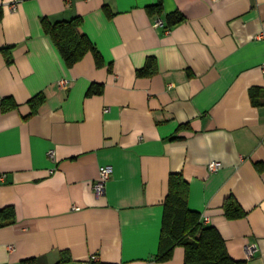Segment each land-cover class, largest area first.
Listing matches in <instances>:
<instances>
[{
	"label": "crops",
	"instance_id": "crops-1",
	"mask_svg": "<svg viewBox=\"0 0 264 264\" xmlns=\"http://www.w3.org/2000/svg\"><path fill=\"white\" fill-rule=\"evenodd\" d=\"M159 2L0 0V211L15 210L0 264H185L182 247L153 260L175 173L230 255L264 264V0H162L149 12ZM175 13L185 21L169 29ZM76 17L102 66L89 53L69 67L46 34L44 19ZM151 58L156 73L141 76ZM95 84L104 92L89 96ZM6 98L18 107L4 112ZM232 202L244 215L228 217Z\"/></svg>",
	"mask_w": 264,
	"mask_h": 264
},
{
	"label": "trees",
	"instance_id": "trees-1",
	"mask_svg": "<svg viewBox=\"0 0 264 264\" xmlns=\"http://www.w3.org/2000/svg\"><path fill=\"white\" fill-rule=\"evenodd\" d=\"M162 0L158 5L150 7L149 12L161 11ZM4 18V10L0 7V22ZM169 29L185 21V17L179 13L168 17ZM83 20L81 17L68 21L52 23L43 20V26L47 35L54 41L62 57L69 67L75 66L89 53L96 58L97 65H103V58L89 37L81 32ZM168 29V26L166 27ZM8 60L11 61L9 49L3 50ZM156 73V61L151 58L147 66L139 72L141 76L154 75ZM104 86L95 84L88 92L89 96L102 95ZM45 96L38 95L31 99L32 114H36L44 104ZM4 112L16 109L18 105L12 98L2 101ZM190 186L188 181L180 173L170 176L169 194L164 207L163 225L161 231L160 247L157 256L153 259L157 263L169 262L173 259L176 248L185 249V264H247L246 261L235 260L229 253L227 243L220 232L212 226H208L201 218V214L189 207ZM226 213L230 218H239L244 215L240 206L228 203ZM15 220V210L5 208L0 211V226L8 225ZM63 261L59 264H62ZM22 264H38L36 259H28Z\"/></svg>",
	"mask_w": 264,
	"mask_h": 264
},
{
	"label": "built area",
	"instance_id": "built-area-1",
	"mask_svg": "<svg viewBox=\"0 0 264 264\" xmlns=\"http://www.w3.org/2000/svg\"><path fill=\"white\" fill-rule=\"evenodd\" d=\"M155 26L158 28L167 30L166 25L162 20L156 21ZM263 70H264V66H263ZM69 84H70L69 81H66V80H63L60 82V86L65 89H69ZM54 155H55L54 151L49 152V156L54 157ZM208 168H209L210 173H216L222 168V165L220 162L214 161L210 163ZM112 175H113V168L111 166L101 167L99 179L96 181L94 185V190L97 196L100 197L106 194L107 185L109 181L111 180ZM255 252H256V247H248L247 248V258L248 259L253 258ZM86 264H99V256L92 255Z\"/></svg>",
	"mask_w": 264,
	"mask_h": 264
}]
</instances>
